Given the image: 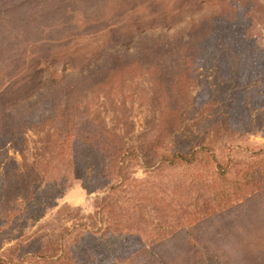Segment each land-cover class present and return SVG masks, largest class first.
<instances>
[{"label":"rangeland","instance_id":"obj_1","mask_svg":"<svg viewBox=\"0 0 264 264\" xmlns=\"http://www.w3.org/2000/svg\"><path fill=\"white\" fill-rule=\"evenodd\" d=\"M30 111L54 123L28 132L13 114ZM60 115L61 132L95 135L75 175L51 160ZM12 116L20 134L0 139V214L34 183L31 168L60 170L56 184L44 177L52 198L27 206L12 234L26 253L58 258L19 264H264V0H0V122ZM204 147L193 164L160 160ZM105 175L103 191L80 182ZM114 187L121 202L104 226L134 249L97 235L72 249ZM4 223L0 244L13 231Z\"/></svg>","mask_w":264,"mask_h":264},{"label":"trees","instance_id":"obj_2","mask_svg":"<svg viewBox=\"0 0 264 264\" xmlns=\"http://www.w3.org/2000/svg\"><path fill=\"white\" fill-rule=\"evenodd\" d=\"M54 85H51V87ZM51 111V110H49ZM40 114L42 113L41 111L39 112ZM38 111L34 112V111H30V112H22L21 114H13L15 115L20 122L22 123L23 121H25V123H28L27 127L25 128L26 131L30 132V131H35L38 130L39 128L46 126L48 123L53 124V116H48L43 118V116L41 117L39 115ZM12 115V114H11ZM17 118H13V116L11 118H1V122H0V139L3 140L7 137H18V135L20 134V132L18 133L15 130L16 125H14V120ZM51 119V120H50ZM62 119V116L60 115L58 119H56V125L53 127V135L52 138H50V144L52 147V151H55V155H53V157L51 158V160L53 158L58 159L59 157H64L65 158V167H69V171L68 173H72L73 175H75V173L77 172L75 169V165L78 164L76 159H79L82 156V152L83 150H89V142L92 140L94 136H88V135H77L74 134L73 131L67 129L64 130L63 132H61L62 128L64 127L63 124L61 125L60 120ZM58 121V122H57ZM67 123H70L69 125L72 127V130H76L77 126L75 127L72 120L69 118L67 121ZM23 130H21L22 132ZM18 133V135H17ZM63 133H65V135L63 136ZM58 135H60L58 137ZM93 135V134H92ZM56 136V137H55ZM6 145V142L4 141V143L0 146V150ZM74 155L72 154V152H74ZM206 151V148H199V149H193L184 153H180V154H171L169 157L166 158H161L160 160L164 163H166L169 166H176V165H180V164H193L196 162L197 160V156L203 155ZM131 157H134V153L130 152ZM125 155H120L119 159L120 161H122V158ZM71 158H75L74 162L73 160H70ZM211 161L214 163L215 168L219 169L221 172L226 171L220 164L217 163L216 159L212 156ZM119 161V162H120ZM35 164V163H34ZM113 166V165H112ZM108 166L107 170L109 172H111L113 174V172L115 173V166ZM112 169H109L111 168ZM106 168V167H104ZM31 172L30 174H32L33 178L35 179L34 183L32 185L30 184H22L23 188V193L22 196H19L18 198H15L14 200H8L9 202H7L5 207H2L1 210V217H3L5 219V225L7 227H11V229L13 231H8V237L7 239H4L3 244H0V250L5 246V244L10 245V249H6V253L12 252L13 248L12 245L14 247L13 251L15 254L12 255L11 258H6L3 257L2 262L0 264H19L23 259H32V260H38V261H52L54 258V260H57V254H50L49 250L48 251H38V253H29L26 251H24L25 248V244H28L29 241L25 238H23L22 233L18 234L17 236L12 235L13 233H16L15 230V222L16 220L14 219H19V218H24V215L28 214L26 207L28 206L30 211L34 209V211H36L37 207H39L40 205H42L41 203H43L42 201L45 200L48 197L52 196V193L48 190V188H44L45 185V175H49L51 177V175H54V177L52 176V179L54 180L53 183L56 184L58 181L57 179L59 178V169H56L55 167H48L46 168V170L43 169H38L35 170L33 168L30 169ZM118 170H122V168H119ZM33 171V173H32ZM74 171V172H73ZM76 171V172H75ZM54 172V174H52ZM80 172V171H78ZM7 173L9 174V171H7ZM15 173L17 174V170H15ZM121 173V172H120ZM104 174V173H103ZM18 176V178L23 181L26 180L24 179L23 175H16ZM7 177V176H6ZM62 177V176H61ZM105 177H107L106 175L104 176V178H102V181L98 180H94V181H90V178H87L86 180H83L82 178L80 179V182L83 186L84 189H86V191L89 192H93L97 189H99L100 191H103V189H105L107 187V185H110L109 183V179L107 181H105ZM18 178H14L15 180L12 182L5 181L4 184H10V192L14 193L15 189L12 190V186L11 184L18 182ZM225 180V178H223ZM3 184V185H4ZM2 185V186H3ZM110 187V186H109ZM119 190L118 187H114L112 188V190L110 192H107L108 195L112 194L111 197H106V200H101V203H97L96 208L97 211L94 215L93 218H91L92 222L94 223H98L99 227L93 226L91 228H89V226H87L86 224H83L82 227L79 225L78 229L80 230L79 234H78V239L77 241L74 243V245L72 246V249L76 248V251H79V247L77 245L79 239H88L89 237L91 238L92 235H97V237L103 236V239H108L109 241H111L112 244H114V246L120 242L119 239H121V241L124 242L125 246L121 247L123 250H127L129 253H131V251L134 249L133 246L131 245V241L130 239H127V236H129V234H124L122 235L123 238H117V237H113V235L109 234V228L106 229L107 227L104 226V221L103 220V215L104 213L107 211L108 207L113 204V203H118L121 202L120 199V195L118 194ZM10 194H8L9 196ZM52 198V197H51ZM108 198V199H107ZM102 199V198H101ZM22 203V205H24L22 210H17V203ZM21 206V205H19ZM18 206V207H19ZM38 212V211H37ZM14 226V229L12 228V226ZM80 227V228H79ZM7 229V228H6ZM1 230V228H0ZM5 230V229H4ZM3 231V230H2ZM1 231V232H2ZM6 233H0V238H3V236ZM102 239V238H101ZM104 243L106 241H103ZM107 243V242H106ZM111 244V245H112ZM77 245V247H76ZM99 245V244H98ZM83 246V245H82ZM62 248V246H61ZM82 249V248H81ZM88 248H85L84 250H86ZM82 249V251L79 253V256H81V254L84 251ZM63 251V248H62ZM5 253V254H6ZM29 257V258H28ZM85 262L87 261H81L80 260V264H86Z\"/></svg>","mask_w":264,"mask_h":264}]
</instances>
